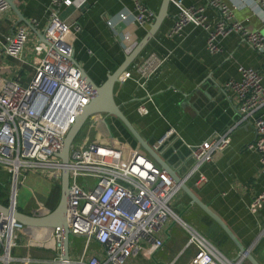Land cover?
<instances>
[{"label":"built area","instance_id":"1","mask_svg":"<svg viewBox=\"0 0 264 264\" xmlns=\"http://www.w3.org/2000/svg\"><path fill=\"white\" fill-rule=\"evenodd\" d=\"M131 3V12L120 11L118 20H129L137 27L147 28L153 12L140 0ZM174 3L177 11L169 35L178 34L183 25L192 23L206 32L205 47L209 53L220 50L219 37L234 33L254 52L264 54V34L235 20L225 2L207 0L206 7L213 8L217 15L212 23L206 21L204 6H183L179 0ZM83 4L84 0H48L43 39L32 45L30 60L23 56L29 35L24 24L0 38V61L2 69L8 72L6 76L0 75V168L10 181L4 206L9 210L16 208V194L12 191H17L25 172H41L59 182L60 172L65 168L67 228L70 236L82 238L80 255L69 259L67 264H124L127 258L143 250L153 253L163 245L162 233L170 222L185 234L181 252L188 250L190 255L184 264H237L238 261L224 257L203 234L174 212L170 203L180 189L147 154L134 150L115 162L112 147L106 139H101L98 125L102 114L90 115L85 120L71 142L66 163L56 157L66 131L90 97L81 82V68L72 56V42L81 28L76 20H66L59 12L60 6L73 7L78 12ZM250 4L260 9L264 21V0H251ZM8 9L6 1L0 0V14ZM28 24L33 25L34 21ZM163 61V57L148 53L133 63L136 85L144 88ZM127 68L119 74L117 82L131 78ZM223 87L231 94L237 111L232 127L249 125L253 129L254 138L246 147L257 153V171L264 175V84L260 72L239 67L238 78L227 79ZM137 111L145 112L142 106ZM89 119L95 120L92 142L82 132ZM229 130L187 145L191 164L184 180L198 173L203 163L210 162L228 145ZM165 133L169 135L171 131ZM203 181L198 173L196 184ZM263 199L264 192L255 195L250 210L255 211ZM24 227L9 213H0V264H11L12 250L28 246L29 240L18 236ZM48 238L56 252L51 261L61 264L59 227L49 228ZM90 241L98 248L88 255ZM19 261L30 264L28 255H22Z\"/></svg>","mask_w":264,"mask_h":264},{"label":"crops","instance_id":"2","mask_svg":"<svg viewBox=\"0 0 264 264\" xmlns=\"http://www.w3.org/2000/svg\"><path fill=\"white\" fill-rule=\"evenodd\" d=\"M11 1L27 23L33 20L34 24L27 26L9 8L0 14V38L10 34L16 26L24 24L29 30L30 45L24 47L28 49L40 41L39 35L44 33L48 0ZM140 1L154 15L161 4V0ZM174 1H168L165 16L156 31L135 60L129 64L127 69L131 78L113 84V101L139 136L149 145H153L167 130L174 134L170 139L176 148V155L172 157L167 154L165 157L179 174L188 167V155H185L184 149L180 148L175 138H179L186 145H194L212 134L230 129L228 145L210 162H205L198 168V173L202 175L204 181L196 184L198 173L195 172L185 179V184L219 217L234 238L248 248V252L257 263L264 264V199L255 211L252 212L249 208L251 199L264 192V175L257 171V153L246 147L254 138L253 129L249 125L232 127L238 117L237 111L231 94L223 87L227 79L238 78L239 67L259 71L261 83L264 84V54L254 52L234 33L219 37L220 50L209 53L205 47L206 32L202 27L192 23L183 25L178 34L169 35L168 31L177 11ZM179 1L183 6H204L206 21L212 23L216 20V11L206 7L207 0ZM221 1L231 8L235 20L250 30H259L264 34V21L261 19L260 9L253 7L250 4L251 0ZM131 10V0H84L83 7L78 12L73 7L59 8L64 19L76 20L81 28L72 42V56L96 84L101 83L105 76L122 62L123 57L148 29L137 27L129 20H118L117 14L120 11ZM107 21L111 23L110 26L107 25ZM148 53L163 57L164 61L157 73L146 81L144 88H140L134 81L136 74L133 63ZM30 54L28 49L26 55ZM8 61L15 63L14 60ZM2 63L0 61L1 69ZM138 106H142L145 112H138ZM100 117L98 127L101 139H106L112 147L115 162L125 159L134 150L142 151L117 118L106 114ZM262 119L264 122V114ZM94 125L95 120L89 119L82 130L86 132L89 142L94 141ZM0 171L3 170L0 168ZM39 176H45L49 185L45 177ZM30 182L36 186H31ZM55 182L44 173L25 172L18 185L23 187L17 188L16 191L18 195L16 209L26 214L38 215L32 211L40 206L46 209L43 206L47 203L50 190L57 184ZM171 208L201 234L215 232L219 244L210 243L224 257L232 259L236 256L237 249L233 243L217 224L190 203L189 198L181 190L173 197ZM47 212L48 209L43 214ZM48 230L49 228L25 226L18 236L20 239L27 238L30 247L13 249L14 260L11 264H22L19 261L22 255H28L30 264H55L51 259L56 256V252L48 238ZM162 236L161 248L153 253L143 250L135 257L127 258L124 264H164L173 260V264H184L190 255L188 250L181 252L184 232L175 223L170 222L163 230ZM69 240V259H74L81 253L82 238L71 236ZM30 241L33 242L32 245ZM74 242L76 246L72 245ZM97 248V245L90 241L86 254L96 252ZM237 264L249 263L242 259Z\"/></svg>","mask_w":264,"mask_h":264},{"label":"water","instance_id":"3","mask_svg":"<svg viewBox=\"0 0 264 264\" xmlns=\"http://www.w3.org/2000/svg\"><path fill=\"white\" fill-rule=\"evenodd\" d=\"M9 8L13 11L16 17L30 26L25 18L16 10L11 0H5ZM169 0H161L160 8L158 12L153 16L152 22L149 24L146 33L143 37L134 45V47L123 57L122 62L109 74L105 76V79L99 83H94L81 69V82L90 92L88 102L80 109L76 115L74 122L69 126L62 140L60 150L56 153V157L62 162L66 163L68 159V152L71 142L85 120L93 114H106L117 118L131 136L138 143L142 151L147 154L150 159L159 167H161L169 177L174 181L178 188L189 198L191 204H194L200 209L207 217H209L217 226L223 231L226 237L233 243L237 249L236 256L231 261H240L245 259L249 264H258L257 261L248 252V248L242 246L232 235L226 225L217 217L204 203H202L193 192L185 184L183 177L187 174V168L191 164V159L188 156V167L183 173H180L172 166L171 162L165 157L167 154L175 157L176 148L173 144V133L166 135L163 133L160 135L153 145H149L143 140L133 126L124 117L118 106L114 103L112 97V86L117 82L119 74L125 70L129 64L135 60L136 56L140 53L144 45L149 38L156 31L159 23L165 16V8ZM43 39L42 35H39V40ZM72 59V57H70ZM180 148L184 149L185 155L189 154V149L185 143L179 138H175ZM67 170L64 168L60 172L59 177V198L56 205L52 210L41 215H32L23 213L16 208L9 210L4 205L0 204L1 214H10L17 222L26 227L35 228H53L59 227L61 230V248L59 254V260L61 264H67L69 261V231L67 228L66 218V200H67Z\"/></svg>","mask_w":264,"mask_h":264},{"label":"rangeland","instance_id":"4","mask_svg":"<svg viewBox=\"0 0 264 264\" xmlns=\"http://www.w3.org/2000/svg\"><path fill=\"white\" fill-rule=\"evenodd\" d=\"M30 41H29V39H28V37H27V40H26V43H25V47H26V45L28 44V46L30 45V43H29ZM28 49H30V55H26L27 54V51H28ZM28 49H25L24 48V51H25V53H24V58H26V59H30V57H31V55H32V46H30ZM0 74H2V75H8V72H6V71H3L2 69H1V66H0ZM85 124V123H84ZM83 124V125H84ZM40 178H43V177H45V176H39ZM46 178V177H45ZM44 178V179H45ZM46 181H47V184L49 185V183H48V180H47V178L45 179ZM0 184H1V187H2V189L0 190V203L2 204V205H5L6 203H7V196H8V192H9V188H10V181H9V179H8V177L6 176V174L3 172V171H0ZM30 185L31 186H36V184L34 183H31L30 182ZM58 185V186H57ZM22 187H23V185H20L19 187H17V188H21L22 189ZM56 188H54V191L53 192H51V195H50V199L48 198V200H49V202H47L43 207H45L46 209H42V207L40 206V207H38V209H36V210H33L32 211V213L33 214H38V215H40V214H43L44 212H46L47 211V209L49 210V207H50V205L51 204H49V203H51L53 200H58V197H59V182H57V184H56V186H55ZM173 199V198H172ZM52 200V201H51ZM18 201V195H17V193H16V197H15V202H17ZM171 202H172V200H171ZM170 205H171V203H170ZM181 218V217H180ZM182 220L183 221H185L183 218H182ZM186 222V221H185ZM204 234V233H203ZM183 236V235H182ZM204 236H205V238L209 241V242H211L213 245H216V244H219V241H218V239L216 238L217 236H216V234H215V232H211V233H205L204 234ZM70 235H69V239H70ZM21 239H23V238H21ZM184 240V239H183ZM72 245H77V244H75V242L74 243H72ZM218 246V245H217ZM165 248V247H164Z\"/></svg>","mask_w":264,"mask_h":264},{"label":"trees","instance_id":"5","mask_svg":"<svg viewBox=\"0 0 264 264\" xmlns=\"http://www.w3.org/2000/svg\"><path fill=\"white\" fill-rule=\"evenodd\" d=\"M56 186V184L52 187V189L50 190V193H49V195H48V198L50 197V195H51V192H53L54 191V188H56L55 187ZM58 186V185H57ZM2 189V187H1V184H0V190ZM48 198H47V202H49V200H48ZM59 198V197H58ZM50 199V198H49ZM52 201V200H51ZM58 201V200H57ZM57 201L56 200H53L51 203H49V204H51L50 205V207H49V211L50 210H52L53 209V207L56 205V203H57ZM1 204V203H0ZM48 204V203H47ZM74 237V236H73Z\"/></svg>","mask_w":264,"mask_h":264},{"label":"bare ground","instance_id":"6","mask_svg":"<svg viewBox=\"0 0 264 264\" xmlns=\"http://www.w3.org/2000/svg\"><path fill=\"white\" fill-rule=\"evenodd\" d=\"M12 194H13V195L16 194V191L13 190V191H12Z\"/></svg>","mask_w":264,"mask_h":264}]
</instances>
